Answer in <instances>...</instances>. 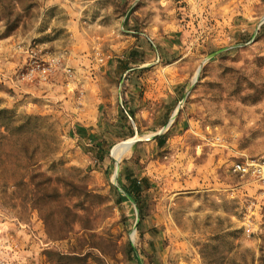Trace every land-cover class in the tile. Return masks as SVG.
<instances>
[{
    "label": "rangeland",
    "instance_id": "374dc122",
    "mask_svg": "<svg viewBox=\"0 0 264 264\" xmlns=\"http://www.w3.org/2000/svg\"><path fill=\"white\" fill-rule=\"evenodd\" d=\"M243 161L264 164V0H0V264H264Z\"/></svg>",
    "mask_w": 264,
    "mask_h": 264
},
{
    "label": "built area",
    "instance_id": "2783aa9c",
    "mask_svg": "<svg viewBox=\"0 0 264 264\" xmlns=\"http://www.w3.org/2000/svg\"><path fill=\"white\" fill-rule=\"evenodd\" d=\"M50 71V67L45 65L36 64L33 68V72H38L42 75H47ZM232 172L239 176H254L257 178L264 177V164L258 161H243L236 162L232 166Z\"/></svg>",
    "mask_w": 264,
    "mask_h": 264
},
{
    "label": "trees",
    "instance_id": "16d2710c",
    "mask_svg": "<svg viewBox=\"0 0 264 264\" xmlns=\"http://www.w3.org/2000/svg\"><path fill=\"white\" fill-rule=\"evenodd\" d=\"M76 133L79 136H84L86 134V130L83 127L76 128ZM158 145L163 146L164 145V138L162 137H155L154 138ZM99 151V150H98ZM126 180L128 181V184L125 186L124 191L127 194L128 197H132L138 204L140 208V212H142V208L140 203V196L143 191V183H145V180H139L138 178H131V176H126Z\"/></svg>",
    "mask_w": 264,
    "mask_h": 264
},
{
    "label": "bare ground",
    "instance_id": "6f19581e",
    "mask_svg": "<svg viewBox=\"0 0 264 264\" xmlns=\"http://www.w3.org/2000/svg\"><path fill=\"white\" fill-rule=\"evenodd\" d=\"M198 74L196 75V79H197ZM138 139H132V141L128 142V143H123L121 146H119L117 149H115L114 153H113V157L116 161V164H119V162L122 160V158L127 155L128 153H130L132 146L136 143ZM132 152V151H131Z\"/></svg>",
    "mask_w": 264,
    "mask_h": 264
},
{
    "label": "crops",
    "instance_id": "0c3cea01",
    "mask_svg": "<svg viewBox=\"0 0 264 264\" xmlns=\"http://www.w3.org/2000/svg\"><path fill=\"white\" fill-rule=\"evenodd\" d=\"M83 128L86 130V134L84 136H79L78 137H85L86 135H89L88 133V129L86 127L83 126ZM131 178H135V177H131ZM140 180V179H139ZM141 180H146V179H141ZM207 180H215L214 176L206 178V177H198V176H192V188L193 187H197L198 185L203 186L204 184H206Z\"/></svg>",
    "mask_w": 264,
    "mask_h": 264
}]
</instances>
